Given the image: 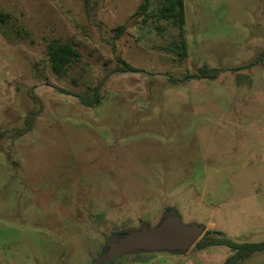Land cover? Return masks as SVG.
I'll use <instances>...</instances> for the list:
<instances>
[{"label":"rangeland","instance_id":"rangeland-1","mask_svg":"<svg viewBox=\"0 0 264 264\" xmlns=\"http://www.w3.org/2000/svg\"><path fill=\"white\" fill-rule=\"evenodd\" d=\"M144 1L0 0V264H92L112 233L169 207L264 240V0H184L186 55L163 0ZM51 42L80 52L61 75ZM117 56L136 70L112 72ZM95 86L87 106L77 94ZM233 251L108 264H221ZM238 264H264V250Z\"/></svg>","mask_w":264,"mask_h":264},{"label":"trees","instance_id":"trees-1","mask_svg":"<svg viewBox=\"0 0 264 264\" xmlns=\"http://www.w3.org/2000/svg\"><path fill=\"white\" fill-rule=\"evenodd\" d=\"M149 4V0H145L140 4L142 10H146ZM159 15L163 18L172 19V21L178 26V36L180 39L181 54L186 55V37H185V3L184 0H163L159 7ZM4 16L2 15V20ZM126 25L122 24L115 29L114 38L120 37L125 30ZM49 62L51 64L54 73L61 75L67 66L72 62H75L80 57L79 50L68 42H51L48 48ZM118 63L112 72H125L135 71L136 68L130 66L123 58L117 56ZM264 60V49L259 52L253 63ZM218 68H210L208 66H202L199 68V73L208 78L216 77L218 75ZM100 86V85H99ZM99 86H95L93 92L89 94H77L82 103L87 106H93L99 101ZM64 91V90H63ZM227 245L234 249L221 264H238L239 261L247 258L256 251L264 250V240L257 242H237L231 238L225 236L221 231L217 229H207L206 232L200 237L194 246L199 248H205L210 245Z\"/></svg>","mask_w":264,"mask_h":264},{"label":"water","instance_id":"water-1","mask_svg":"<svg viewBox=\"0 0 264 264\" xmlns=\"http://www.w3.org/2000/svg\"><path fill=\"white\" fill-rule=\"evenodd\" d=\"M208 229L205 223L184 222L179 212L166 208L155 225L142 222L106 238L92 264H108L124 254L166 252L186 254Z\"/></svg>","mask_w":264,"mask_h":264},{"label":"crops","instance_id":"crops-1","mask_svg":"<svg viewBox=\"0 0 264 264\" xmlns=\"http://www.w3.org/2000/svg\"><path fill=\"white\" fill-rule=\"evenodd\" d=\"M207 225V224H206ZM208 227V226H207ZM209 229V228H208ZM184 255V254H183Z\"/></svg>","mask_w":264,"mask_h":264}]
</instances>
